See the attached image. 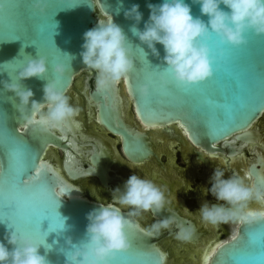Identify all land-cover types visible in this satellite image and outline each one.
Masks as SVG:
<instances>
[{
  "label": "water",
  "instance_id": "water-1",
  "mask_svg": "<svg viewBox=\"0 0 264 264\" xmlns=\"http://www.w3.org/2000/svg\"><path fill=\"white\" fill-rule=\"evenodd\" d=\"M186 2L192 7V15L200 16V6L191 4V0H186ZM148 3L160 4L162 0H44L43 12L34 7L35 0H0V81L22 83L24 87L32 89L33 99L38 102H43V87L51 80L57 82V87L61 91L67 95L71 94L78 76L94 73L83 65L79 55L84 42V32L96 26L99 20L106 21L110 17L114 23L121 26L133 50L136 47H143L148 52L146 59L152 66L165 68L166 65L152 56L146 46L141 45L138 38L130 31V26L134 22L124 17L126 9H129L132 4H139L140 11L143 13V20L139 25L142 29L144 21L149 16ZM221 7L224 6L221 5ZM201 18L205 22L208 19L206 16ZM34 25L35 35L32 36ZM245 35L247 43L244 45L220 44L221 49L229 50L233 54L235 73L239 74L243 84V87L236 93L235 102L245 105L251 102L255 105L245 118L237 122L244 128L237 129L235 126H229L223 130L222 134H218V139H214L205 126V114L208 110L203 105V97L198 99L194 95L183 92H174L172 96L155 94L152 84L145 79L143 72L130 74L133 87H130L128 83L121 82L109 90L97 91L95 83L90 85L86 81L80 95L84 98L83 102L86 105L89 121L90 117H93V107L98 122L108 131L122 137L123 152L132 162H144L152 155L146 135L140 133L134 126L130 127L123 122L120 110L123 105L128 106L127 100L122 95L121 87L123 86L130 101L131 112L143 126L166 128L177 125L182 129L187 141L192 146L212 156L219 155L229 159L238 156L241 152L245 153L247 150L244 148L247 145H259L264 139V126L260 123L264 121V109H260L264 103V35L258 36L251 30ZM213 38L218 41L215 36ZM157 48L162 57L164 55L162 46L157 45ZM133 50L132 56L136 68L140 65L136 60L137 54ZM217 50V48H213L214 52ZM41 56L47 60L48 72L46 75L42 78L33 77L18 81L16 79L18 71L26 65L27 61L38 59ZM57 64H63L66 67L62 76L53 72V68ZM215 67L216 64L213 65V68ZM6 70H9L10 75ZM143 83H148L150 86L148 97L139 95L138 87ZM161 83L167 84L166 81H161ZM201 86L203 85L201 84ZM214 94L227 96L230 101L233 100V93L227 85L217 86ZM74 97L76 98L77 95L74 94ZM18 103L14 93L5 91L3 85L0 84V144H3L11 134L18 143L27 146L30 152L37 154V166L41 163L45 165L41 178L46 179L53 190L41 195L33 202L31 214L38 217L47 210L50 214L56 215V209L59 215L58 219L64 227L49 231L50 221L48 219L42 221L41 231L48 232L45 238L47 246L42 244L39 251L41 255L46 256L48 264H65L72 251L71 246L67 244L68 238L72 239L73 244L79 245L85 237L88 223L87 213L99 205H103L87 199L86 195L72 182L80 179L83 175H95L106 186L107 160L103 152L96 149L95 143L79 141L82 137L74 119L53 130L41 132L38 123L29 124L21 117L16 109ZM144 104L158 113L152 124L148 123L150 121L147 118L145 121L142 116L143 108L141 106ZM26 112L30 114V110H26ZM169 115L174 119H167L166 117ZM81 145L93 148L89 153V162L92 168L83 169L77 159L76 148ZM49 147L57 148L65 153L62 168L66 178L57 170L56 162L54 164L45 158V152ZM195 155L198 160L206 163L200 151H196ZM8 166V151L5 147L0 146V195H2V189L5 188L8 179ZM232 170L228 175L235 174L242 177L246 183L251 182L261 188L259 181L264 179V151L256 148L250 153L245 167L241 164L238 170ZM32 175H36L35 170ZM25 179L28 178L25 177ZM54 192L57 193V197ZM123 212L125 215L128 213L127 211ZM172 213L181 221L191 224L194 235L191 241L185 243L174 238L172 232L175 229L167 231L163 236L170 239L168 248L175 256L179 257V264H190L192 255L196 256L194 264H199V256L204 245L217 237L201 239L204 232H199L192 221L182 218L174 211ZM168 214L160 213L156 218ZM129 220L132 225V239H129L131 247L127 251L116 253L110 259L109 264H172L171 261L169 262V252L165 249L166 247L158 245L156 237L147 235L143 231L146 227L136 217H129ZM262 229H264V221L253 224L236 223L235 235L214 249L207 264H264V259L260 257L255 259L240 258L232 261L227 256L231 251L247 250L252 237L259 238ZM14 231V224L6 216L3 201L0 199V240H4L7 232ZM129 232L128 229V237ZM16 233L20 235L19 232ZM30 239L36 242L35 238ZM186 244L197 248L185 249ZM9 247L12 246L9 245ZM179 248L183 252H179ZM189 251H191L190 254ZM183 259H186V262H183Z\"/></svg>",
  "mask_w": 264,
  "mask_h": 264
},
{
  "label": "clouds",
  "instance_id": "clouds-1",
  "mask_svg": "<svg viewBox=\"0 0 264 264\" xmlns=\"http://www.w3.org/2000/svg\"><path fill=\"white\" fill-rule=\"evenodd\" d=\"M191 4L200 6V16L192 15V7L186 0L148 3L149 16L142 29L139 27L143 20L140 5L132 4L124 11L125 19L134 22L130 31L152 56L166 65L165 69L178 86L195 85L212 77L216 57L222 55V49L213 51L210 44L213 36L218 38L220 44L241 46L247 43L245 34L250 30L258 36L264 35V0H191ZM34 7L43 12L44 0H35ZM203 16L208 18L206 22L201 18ZM83 41L79 55L83 65L95 73L97 91H106L125 82L134 71L130 43L112 17L106 21L99 20L96 26L85 31ZM157 45L163 48L162 57ZM140 48L146 58L148 52ZM65 71L63 64L53 68L58 76ZM47 72V60L41 56L29 59L18 71L16 79L21 82L33 77L42 78ZM0 84L18 99L16 109L21 117L29 124L38 123L41 132L73 120L80 111L70 103L68 95L57 87L55 80L44 85L43 102L33 99L32 89L24 87L22 83L0 81ZM138 92L141 97H148L149 84H140ZM26 110H30V114ZM208 182L210 187L202 191L205 195L210 194L216 202L204 201L196 210L202 223L218 226L264 221V188L246 183L235 174L226 177V171L221 167L214 169ZM167 191V188L150 179L130 175L122 189L117 187L113 190L112 203L99 205L87 213L85 237L80 244L75 245L68 238L67 244L72 251L65 264H109L116 253L131 247L129 217H139L144 213H151L153 217L169 213L156 218L144 228L147 235L155 238L164 231L175 229L172 235L177 241H191L193 226L172 213ZM253 202L260 207H251ZM123 209H129L127 215ZM41 245L19 236L15 231L7 232L4 240H0V264H48L46 256L40 254ZM209 259L210 256L205 254V264Z\"/></svg>",
  "mask_w": 264,
  "mask_h": 264
},
{
  "label": "flooded vegetation",
  "instance_id": "flooded-vegetation-1",
  "mask_svg": "<svg viewBox=\"0 0 264 264\" xmlns=\"http://www.w3.org/2000/svg\"><path fill=\"white\" fill-rule=\"evenodd\" d=\"M86 81H88L90 85H93L95 83V73L78 76V78L75 79L72 93L68 94L70 103L80 109L78 115L74 118V122L77 124L78 131L82 137L79 141H84L85 143L90 141L91 143H95L96 149L101 150L107 160L106 186H104L95 175H83L80 179L72 182L86 195V198L103 205L110 204L112 203L113 190L117 187L122 189L128 177L132 174H136L142 178L154 181L159 186L167 188L168 191L166 194L171 200L172 211L176 212L182 218L192 221L199 232H204L201 239L204 240L211 236L217 237L215 240L221 239L225 236L227 228L228 230L230 229L229 231L231 232L234 226L233 223L218 225L215 231L214 228H211L212 226L203 227V223L196 211L204 199L211 203L216 202L210 194L205 195L202 191V189L210 187V184H207V180H205L204 177H200L198 174L199 172L204 173L211 165L205 158V164L198 160L195 152L200 151L202 155L209 154L192 146L187 141L186 137H184L185 141L193 147L190 148V151L186 150L188 149L187 143L173 127L170 129L164 127L157 135H153L147 132V130H140L135 125L134 121H132V119H134V114L131 112V107L127 112V107L123 105L120 110L123 116V122L130 127L134 126L140 133L146 135V141L149 144L152 154L148 159L144 160V162H132L123 152L122 137L108 131L105 126L98 122L96 111L93 107V117H90L89 121L86 105L85 102H83L84 98L80 95ZM74 94L77 95L76 98ZM137 123L141 124L138 120ZM263 141L264 139L260 143H264ZM49 148H52L55 154H48L45 158L54 164L56 162L58 167L60 166L61 173L66 178L62 168L65 153L57 148L54 149V147ZM258 149L263 150L262 148ZM92 150L93 148L87 145L77 146L76 148L77 159L83 169H87L88 167L92 168L89 162V153ZM250 153L249 151L244 153L246 159L249 158ZM196 162L201 164V168L198 169L195 166ZM240 166L241 163L236 165L235 169L238 170ZM227 175L228 172L226 170V176ZM123 211L128 212L129 209H123ZM136 218L146 228L156 219L151 213H144ZM219 226L221 229H218ZM166 232L167 231H164L156 238L158 245L168 248L170 239L163 236Z\"/></svg>",
  "mask_w": 264,
  "mask_h": 264
},
{
  "label": "snow or ice",
  "instance_id": "snow-or-ice-1",
  "mask_svg": "<svg viewBox=\"0 0 264 264\" xmlns=\"http://www.w3.org/2000/svg\"><path fill=\"white\" fill-rule=\"evenodd\" d=\"M35 35V25L33 26L32 36ZM213 48H220L219 41L213 37L210 40ZM133 50V47H132ZM136 60L139 62V67H136L133 73L139 74L143 72L145 79L153 86V93L172 96L174 92H183L185 94L194 95L198 99L203 97V105L207 108L205 126L208 133L214 138L218 139V134H222L223 130L229 126L241 127L237 122L247 116V114L255 107L254 103L240 104L235 102L236 93L243 87L239 74L235 73L234 56L229 50L222 49V55L216 57V67L212 77L204 82L190 86H178L172 80L170 73L165 68L160 66H152L145 58L144 52L141 48H135ZM10 75L9 70H6ZM166 81L167 84L161 83ZM124 83H131V76H129ZM201 84L203 86H201ZM227 85L233 93V100L230 101L227 96H217L214 94L217 86ZM143 118H147L149 124H152L157 118L158 113L153 109L142 105ZM260 109H264V103ZM167 119H174L171 115ZM146 121V119H145ZM62 126V125H61ZM5 147L9 155L8 179L5 188L2 189L0 199L3 201V209L9 221L14 224L15 232H19L22 237L28 236L35 238L39 244H45V238L48 232L41 231L42 221L48 219L50 221L49 231H55L63 228V223L58 219L59 215L50 214L47 210L42 215L36 217L31 214L33 202L41 195L53 190L52 186L46 179H42V173L45 165L41 163L36 164L38 159L37 154L29 151L27 146L18 143L16 138L11 134L8 135L7 140L0 144ZM35 170L36 175H32ZM27 177L28 179H25ZM261 188H264V179L259 181ZM55 197L57 193L54 192ZM132 225H130L129 239H132L131 234ZM45 246H47L45 244ZM134 250V249H130ZM230 260L236 261L240 258L255 259L260 257L264 259V229L261 230L259 238L252 237L249 242V247L245 251H231L227 255Z\"/></svg>",
  "mask_w": 264,
  "mask_h": 264
},
{
  "label": "bare ground",
  "instance_id": "bare-ground-1",
  "mask_svg": "<svg viewBox=\"0 0 264 264\" xmlns=\"http://www.w3.org/2000/svg\"><path fill=\"white\" fill-rule=\"evenodd\" d=\"M121 91H122V95L124 96V99H126L127 102H128V106H127V112H128L131 105H130L129 98H128V96H127V94H126L125 89H124L123 86L121 87ZM133 118L134 119H132V121H134L135 125L140 130H145V131L147 130V132L152 133L153 135L159 134L160 133V130H162V127H151V128H149L147 126H143L142 124L137 123V120L134 117V115H133ZM171 127L175 128L182 138L185 137L184 132L182 131V129L179 126H177V125H171L170 127H168V129H170ZM183 140L185 141V138ZM187 147H188V149H186V150H188V151H190V148H193L188 143H187ZM256 147L264 149V143H261V144L259 143V145H256V144L247 145L246 148H244V149H246L249 152H252V151H255L256 150ZM48 154L52 155V154H55V152H54V150L52 148H48L47 151L45 152V157ZM203 157L208 161V163L211 166L208 167L205 170L204 173H200L199 172L198 174H199L200 177H204L205 180H207V184H209V182H208L209 181V178L212 175V173H213V171H214L215 168L221 167V168L225 169V171L227 170L228 173H231V171H233L232 169H235V166L236 165H238V164L241 163L245 167V164L247 163V159H246V156H245L244 152H241L238 156L231 157L229 159H226V158H224L222 156H219V155L212 156V155H205L204 154ZM195 164H196L195 166L198 169L201 168V164L200 163H197L196 162ZM57 170L59 172H61L60 166L58 167ZM204 201H207V200L204 199ZM251 207H253V208H259L260 205L258 203H254V204L251 205ZM233 224H234L233 229L230 232L228 238H226L224 240H221V239L209 240V242L204 245V249L202 250V253L199 256V264H205V261H204L205 254H208L211 257L212 254H213V252H214V249L217 246H219L223 241L228 240L229 238H231V237H233L235 235V233H236V223H233ZM206 226L211 227L212 225L204 224L203 223V227H206ZM211 228H214V231H215V229H217V226H212ZM196 248L197 247L192 246L190 244H186V246H185V249H189V250L190 249H196ZM190 252L191 251H189V254H190ZM178 256H179V254H178ZM191 257H192L191 258L192 260L190 261L191 262L190 264H192V263L194 264V262L196 261V256L195 255H192Z\"/></svg>",
  "mask_w": 264,
  "mask_h": 264
},
{
  "label": "rangeland",
  "instance_id": "rangeland-1",
  "mask_svg": "<svg viewBox=\"0 0 264 264\" xmlns=\"http://www.w3.org/2000/svg\"><path fill=\"white\" fill-rule=\"evenodd\" d=\"M260 123H261L262 126H264V121H263V122H260ZM263 151H264V149H263ZM229 224H230V223H229ZM228 226H230V225H228ZM218 229H221L220 226L218 227ZM231 229H232V226H231ZM229 230H230V229H229ZM229 230H228V228H227V231L225 232V236L222 237L221 240L227 238V236H228L229 233H230ZM228 232H229V233H228ZM219 234H220V233H219ZM226 234H227V236H226ZM162 247L165 248L166 246H162ZM165 249L169 252V262L171 261L172 264H179V263H180V259H179V257L175 256V255L171 252V250H170L169 248L166 247ZM178 250H179V252H183L180 248H179ZM183 262H186V259H183Z\"/></svg>",
  "mask_w": 264,
  "mask_h": 264
}]
</instances>
